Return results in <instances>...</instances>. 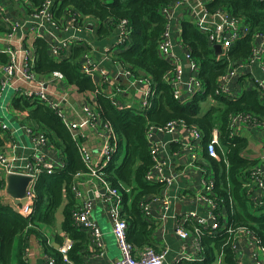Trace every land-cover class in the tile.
<instances>
[{
    "label": "trees",
    "instance_id": "1",
    "mask_svg": "<svg viewBox=\"0 0 264 264\" xmlns=\"http://www.w3.org/2000/svg\"><path fill=\"white\" fill-rule=\"evenodd\" d=\"M27 1L33 8L31 14L45 0ZM178 1L62 0L52 10L55 22L60 25L70 13L80 16L77 25L82 26L85 19L97 22L99 27L94 35L101 39L114 35L119 22H127L130 34L124 44L116 45L118 53L115 58L129 73L147 80L152 87L153 95L147 110L117 109L114 102L118 103L119 100L107 96L102 89L95 87L89 76L80 72L82 57L90 50L86 43L73 46L67 58L54 60L50 57L46 43L34 40L33 71L38 77L59 73L79 93L95 94L97 113L112 129L110 143L114 148L99 175L121 196L122 212L128 226L127 241L134 248H152L154 226L144 219L143 205L158 197L165 187L163 183L146 179L154 166L146 139L148 129L161 128L169 122H182L188 128L201 132L204 143H207L218 119L217 130L223 151L220 147L215 148L218 160L205 155L207 164L215 171L214 184L207 196L227 208L226 226L232 232L217 229L209 235L204 231L198 241L200 260L183 261L180 264H238L235 244L240 234L237 235V231L243 228L249 231L258 245L264 248V206H255L248 196L246 183L255 162L242 155L247 141L231 138L232 118L247 116L251 123H261L264 121V106L256 92H246L235 100L216 96L217 80L229 65L236 66L249 58L253 49L250 40L254 34L264 37V1L213 0L208 6L209 12L227 11L234 19L247 24L249 29L245 40L234 43L219 61L207 37L193 24L183 23L181 43L187 49L192 63L198 65V81L204 89L185 104L174 98V87L166 80L167 75L175 74L176 68L158 51L159 41L168 25V19L162 11L172 8ZM9 30L0 20V33ZM7 61V56L0 54V64H6ZM209 98L217 104L203 108L202 103ZM11 105L14 110L27 111L25 113L38 128L36 130L60 150L64 165L52 174L42 172L38 176L34 184L33 213L28 218L20 216L14 206L4 201L1 193L6 181L0 173V264H28L25 253L29 239L33 236L43 246L45 255L53 264H83L81 255L85 250L87 235L81 228L74 226L73 221L76 213V199L72 191L74 177L77 173H86L78 145L55 113L38 100L15 94ZM59 210L62 215L61 230L72 242L66 254L68 262L58 249L47 244L42 231L44 227L55 226ZM57 241L61 244L59 238Z\"/></svg>",
    "mask_w": 264,
    "mask_h": 264
},
{
    "label": "crops",
    "instance_id": "2",
    "mask_svg": "<svg viewBox=\"0 0 264 264\" xmlns=\"http://www.w3.org/2000/svg\"><path fill=\"white\" fill-rule=\"evenodd\" d=\"M103 1L111 2L112 0ZM212 2L213 0H183V5H180L176 9L173 8L169 14H165L171 29L173 57L165 58L160 55L174 67H180L184 71L182 78L184 83L181 84L182 91L179 97L182 102L181 104L189 103L191 98L197 94L194 82L198 80L199 72L198 65L195 68L190 67L192 61L187 58L188 51L181 43L180 36L183 23L187 22L196 26L207 37L213 48L215 45L220 46V52L217 53L215 51L217 61L227 55V52L234 43L245 40L244 36L249 31L247 24L240 19H234L225 10L209 12L208 6ZM1 6L5 8L6 14L12 22L24 23L20 33L24 35V46L30 51L33 57V43L36 39L46 43L50 57L54 60L67 58L73 46L77 47L80 44L86 43L89 45L90 50L83 55L81 66L85 63V56H88L97 65L96 70L89 75L95 87L102 89L106 95L107 92L115 94V98L119 100V108L117 107L119 110L123 108H133L138 111L143 110L142 101H144L145 93L149 89V83L142 77H136L131 73H126L121 63L115 58L118 53L116 48V33L104 39L95 36L94 33L98 29L99 24L89 19L83 20V25L81 26L83 29L76 32L53 28L47 22L27 23L26 21L29 20L28 14L33 9L31 3L27 0H1ZM71 14H68L65 19L70 18ZM231 21H234L232 26L225 24V22L228 23ZM222 26L224 40L231 39L233 34L237 32V37L227 49H224L221 43L217 44L210 40L213 31ZM72 37L77 40L80 39L81 42L76 41L70 43L69 49L64 50L60 54L53 53L51 49L53 43L63 39L69 41ZM250 42L251 48L259 47L262 42V37L254 34ZM108 52L111 53V56L105 58V54ZM219 56L223 57L217 59ZM237 66H239V69L236 74L229 77L226 83L228 94L223 93L222 96L235 100L242 97L246 92H256L261 100V104L264 106V99L261 97V90L258 85V82L264 81V70L256 61H252L251 54L245 62L236 66L229 65L226 71ZM39 78L47 83V90L50 96L60 93L67 94V101L63 105V111L68 120L73 122L83 120L86 117L85 106L97 112L95 94H89L88 92L79 93L63 76H54V73L50 76ZM216 96L220 95L216 94ZM216 104L213 99L209 98L206 102L202 103V107L207 109L210 105ZM6 110L10 117L4 114V119L7 117V121L13 125V128H10L4 119L0 118L7 125L6 131L0 129V152L8 153L11 145L15 144L17 146L15 155L18 157H26L30 152V142L26 135L25 127L29 126L36 130L37 126L34 121L29 119L26 114L27 111L14 110L11 101L7 105ZM105 124L99 118L94 126H85L78 131L83 138L81 142L82 147L87 151L93 162H97L98 154L104 141L109 139L112 133V129H107ZM215 126L216 128L211 133L215 131L219 137L217 130L219 127L218 119H216ZM200 134L201 137L196 139L192 136L190 130L182 126H176L172 134H167L158 128H153L151 138L148 141L149 145L152 143L158 145V159L163 163L161 169L152 167L148 173L151 180L156 182L162 177L171 179V184H167L158 197L149 201L146 204L147 212H143L144 219L154 226L152 232V248L156 252L164 255V264H180L183 261L200 260L198 246L199 235L204 231L207 233L208 230H211L215 222L219 226L217 229L221 231H225L224 229L228 227V225L226 226L227 208L212 198L216 202V210L213 211L211 204L207 200L200 198L202 181H212L214 184L215 179L214 169L207 164L205 155L210 156L206 151L203 134L201 132ZM230 136L233 139L242 138L247 141V146L243 150L242 155L245 159L255 162L254 168H260L262 170L264 180V121L256 125L244 120H237L231 128ZM218 147L223 151L220 142ZM42 150L47 161L55 169L63 167L64 163L61 152L57 149V146L52 145L47 140V144L43 146ZM123 152L124 149L122 150L121 158ZM192 156L195 159L191 163ZM215 159L218 160V157ZM201 167L205 170V173L201 170ZM0 173L2 174L1 170ZM80 181L79 189L84 192V198L91 201V219L99 228L103 243V249L101 251L97 250L89 230L82 229L87 235L85 250L83 255H81L83 264H112L115 260L119 259L120 254L117 242L111 234L112 219L108 205L103 198L105 193L104 186L99 180L92 178L88 173H84L80 177ZM248 190V196L254 205L256 200L264 198V191L260 188L253 186ZM95 194L97 195L94 196ZM1 195L5 202L10 203L16 209L15 206L17 204L6 193V189ZM164 199H168L169 201V208L167 210H164ZM78 202L76 199V209L79 205ZM189 212H194L197 218L192 220L187 219L186 215ZM61 222L62 215L59 210L56 214L55 226L53 228H42L47 238V244L56 249L69 239L67 234L61 230ZM178 227L186 232L187 236L184 239H181L175 234V230ZM238 234L241 235V238L237 239L235 244L238 264H264V254L253 236L248 232H244L243 229L237 231ZM57 238L61 240V244L58 243ZM25 254L28 264H46V255L43 246L34 236L29 239Z\"/></svg>",
    "mask_w": 264,
    "mask_h": 264
},
{
    "label": "built area",
    "instance_id": "3",
    "mask_svg": "<svg viewBox=\"0 0 264 264\" xmlns=\"http://www.w3.org/2000/svg\"><path fill=\"white\" fill-rule=\"evenodd\" d=\"M62 3V0H45L42 5L35 10V12L28 14L29 20L27 23H41L47 22L53 28L62 29L63 31H79L83 29L80 25H77L78 17L75 14H71L70 18L65 19L63 23L60 25L55 22L53 9L54 7H58ZM180 5H183V0H179L172 8L163 9V14H169L171 10L174 8H178ZM0 20L10 28L9 32L1 34L0 33V54L7 56V63L0 64V101L2 100V96L6 90L13 91L15 94L23 95L27 98L38 100L46 107H49L55 115L61 120L65 128L69 131L72 136L74 142L78 145L79 153L81 155L83 164L86 168V173H88L92 178H95L103 184L105 193H104V201L107 203L109 208V213L111 215V234L114 236L120 257L115 260L112 264H164V255L156 252L153 248L150 247H142V248H134L127 241V222L124 218L122 212V199L119 192L110 187L103 179L100 178L99 172L104 168L109 161L111 153L113 151V147L111 146L110 141L113 136L112 133L109 136V139H106L101 147V150L98 154L97 162H93L87 153L82 147V135L78 133L80 129L85 126H94L97 120L99 119V115L96 111L91 110L87 106H85L86 117L83 120H78L77 122L70 121L66 118L63 111V105L67 101V94L60 93L50 96L47 90V83L43 79H40L35 72L33 71L34 59L33 55H31L30 51L24 46V39L20 31L24 25V23L12 22L5 11V8L1 6L0 0ZM223 24V23H222ZM226 25H233L234 21L225 22ZM91 31V30H90ZM130 34V28L127 26V22L125 20L118 23L116 27V45L124 44V42L128 39ZM237 37V32L233 34L231 39L224 40L223 38V26L218 27L213 31L210 40L214 43L222 45L224 49L230 47L231 43ZM245 37V36H244ZM243 37V38H244ZM76 41L81 42L80 39H74L72 37L68 40H58L52 44V51L54 54H60L64 50L69 49L70 43H74ZM173 44L171 41V29L168 25L163 32L162 38L158 44L159 53L165 57H173L172 54ZM224 55V52H223ZM111 53L108 52L105 54V58H109ZM263 56H264V37H262V42L259 47L253 48L251 51V59L252 61H256L259 66L264 70L263 65ZM223 56H219L217 59L222 58ZM189 59V55L187 56ZM194 63H190V67L195 68ZM97 68V65L94 64V61L88 56H85V63L81 66L80 72L84 75H91ZM176 71L173 76L167 75L166 80L170 82L174 87V98L182 103L179 99L181 94V84L183 81V73L184 71L180 67H175ZM239 66L236 68L227 70L222 76L218 79V89L216 91L217 95H222L223 93L228 94V90L226 88V83L229 77L236 74ZM123 70L126 73H129L128 70ZM62 77L59 73H54V76ZM195 91L197 93H202L203 88L201 83L197 80L194 82ZM259 88L261 90V97L264 99V81L258 82ZM153 95V89L149 86L148 91L145 93V99L143 102V110H147L150 107V98ZM107 96L114 98L115 94L112 92H107ZM115 106L119 108L118 103L114 102ZM244 120L249 121V117L247 116H235L232 118V126L235 121ZM256 125L259 123L254 122ZM176 126H182L190 130L192 136L196 139L201 137V134L198 130L193 128H188L182 122H169L166 126L158 128L160 131L165 132L167 134H172L173 130ZM105 127L110 130L108 124H105ZM155 127H150L146 133L147 141L151 138V131ZM0 129L2 131L7 130V125L4 124L0 120ZM26 135L30 142V152L26 157H18L15 155V151L17 146L15 144L11 145L8 153L0 152V170L4 177L6 178L8 175H19L30 178L29 185L26 189V202L23 205H16L15 211L22 216L23 218H28L33 213L34 203H35V194H34V184L37 180L38 176L42 172H46L47 174H52L55 171L53 165L47 161L46 157L43 153V146L47 144L46 136L29 127H25ZM219 137L218 134L213 131L210 135L208 142L206 143V151L208 155L212 158H217L215 148L219 146ZM149 144V142H148ZM149 151L154 162L155 168H162L163 163L158 159L159 147L157 144L152 143L149 145ZM195 159L192 156V161ZM201 170L205 173V170L201 167ZM83 174L77 173L74 177L72 191L74 193L75 198L78 202V208L76 209V213L74 214V226L89 230L91 234V238L97 248V250L103 249V243L101 241V232L96 224L91 219V211L92 205L91 201L84 198V192L79 189L81 184L80 177ZM148 181H152L149 174L146 176ZM156 182L163 183L165 186L171 184V179L169 178H159ZM246 187L249 189L250 187H258L264 191V180L262 177V170L260 168H253L249 173L248 180L246 183ZM213 187L212 181L203 180L200 188V198L207 200L212 207V210H216V202L214 199L209 198L207 193L211 191ZM5 190V189H4ZM93 194L92 191H90ZM95 194L94 196H96ZM164 210L169 208L168 199H164ZM255 205L258 207L264 206V198L261 200H256ZM147 205H143V212H147ZM187 219L197 218L194 212H189L186 215ZM198 220V219H197ZM201 223V221L198 220ZM219 228L218 223L215 222L212 226L211 230H208L207 233L213 234L212 232ZM227 232H232V229L226 227L224 229ZM244 232L245 229L243 228ZM199 231V229H197ZM175 234L179 236L181 239H184L187 234L182 228H176ZM241 235L238 236L237 239H240ZM71 240L67 239L62 246L58 248V251L63 256V259L67 260V252L71 247ZM262 253L264 254V248L261 247ZM46 264H53V261L45 256ZM260 264V263H257Z\"/></svg>",
    "mask_w": 264,
    "mask_h": 264
},
{
    "label": "water",
    "instance_id": "4",
    "mask_svg": "<svg viewBox=\"0 0 264 264\" xmlns=\"http://www.w3.org/2000/svg\"><path fill=\"white\" fill-rule=\"evenodd\" d=\"M214 49L217 53L221 48L219 45H215ZM186 87V86H185ZM6 181V193L14 199L15 204L23 205L26 202V189L29 185L30 178L19 175H8L5 178Z\"/></svg>",
    "mask_w": 264,
    "mask_h": 264
},
{
    "label": "rangeland",
    "instance_id": "5",
    "mask_svg": "<svg viewBox=\"0 0 264 264\" xmlns=\"http://www.w3.org/2000/svg\"><path fill=\"white\" fill-rule=\"evenodd\" d=\"M23 39H24V36H23ZM34 59V57H33ZM41 79V78H40ZM15 95V93L13 91H10V90H6L2 96V100L0 101V118H3L5 116H3L4 114H6V116L8 115L7 114V105L10 103L12 97ZM9 116V115H8ZM10 117V116H9ZM5 123L7 125L10 126V128H13V125H11L8 121H7V117L4 119ZM25 259H26V254H25ZM27 261V259H26Z\"/></svg>",
    "mask_w": 264,
    "mask_h": 264
}]
</instances>
